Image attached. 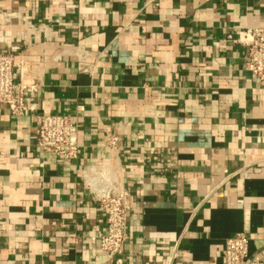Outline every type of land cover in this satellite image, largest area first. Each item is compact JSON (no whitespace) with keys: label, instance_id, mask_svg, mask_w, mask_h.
<instances>
[{"label":"crops","instance_id":"1","mask_svg":"<svg viewBox=\"0 0 264 264\" xmlns=\"http://www.w3.org/2000/svg\"><path fill=\"white\" fill-rule=\"evenodd\" d=\"M248 27L264 0H0V51L20 46L15 78L38 85L34 111L0 104V264H105L92 167L131 196L123 264H225L240 232L264 264V86L229 38ZM69 112L73 161L36 143L37 114Z\"/></svg>","mask_w":264,"mask_h":264},{"label":"built area","instance_id":"2","mask_svg":"<svg viewBox=\"0 0 264 264\" xmlns=\"http://www.w3.org/2000/svg\"><path fill=\"white\" fill-rule=\"evenodd\" d=\"M13 13H5L6 20ZM233 43L246 47L244 66L258 85L264 86V27H248L238 31L237 36L229 35ZM20 46H13L10 52L0 51V104L5 106L14 117L22 116L27 109L34 111V106H27V96L37 91L38 85L25 84L15 78V57ZM77 68L81 72H90L91 59L95 54L89 49H79L75 53ZM79 129L77 115L73 113L36 115V135L38 148L46 153H53L65 161H73L79 157ZM118 137L111 135L108 146L116 148ZM91 176H85L92 196L97 200L104 213L105 232L92 239L98 241L100 249L105 253V264H123L124 245L129 239L128 216L132 211V201L122 178L113 170L90 169ZM92 175H95L93 177ZM249 238L245 232L228 238L222 251L225 264H250ZM264 257V249L259 253Z\"/></svg>","mask_w":264,"mask_h":264}]
</instances>
